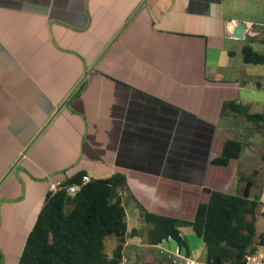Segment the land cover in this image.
I'll return each mask as SVG.
<instances>
[{
  "label": "crops",
  "instance_id": "crops-1",
  "mask_svg": "<svg viewBox=\"0 0 264 264\" xmlns=\"http://www.w3.org/2000/svg\"><path fill=\"white\" fill-rule=\"evenodd\" d=\"M237 22L257 35L232 36ZM263 34L264 0H0V181L27 150L0 185V264H17L50 184L81 172L126 176L127 264H205L199 203L256 182L212 159L234 127L264 129L223 112H255L242 48ZM146 212L177 218L187 248L149 243Z\"/></svg>",
  "mask_w": 264,
  "mask_h": 264
},
{
  "label": "trees",
  "instance_id": "trees-1",
  "mask_svg": "<svg viewBox=\"0 0 264 264\" xmlns=\"http://www.w3.org/2000/svg\"><path fill=\"white\" fill-rule=\"evenodd\" d=\"M252 25L244 36H256ZM254 38L243 45L246 63L263 64L264 52L253 45ZM238 106L235 108V106ZM223 112L235 110L248 119L262 123V112H250L241 102L228 100ZM243 149L240 138L227 139L222 154L212 163L227 165L232 158H239ZM252 175L240 174L238 180H255ZM83 172L61 182L54 193L47 192L37 219L27 235L17 264H119L128 229L127 212L122 194L128 190L127 178L116 173L106 178L93 177L82 183L80 191L69 195L67 186L80 182ZM261 193H233L214 189L210 199L200 202L194 220V232L205 243V264H247L245 256L264 245V232L256 237L257 211ZM264 214V210L262 211ZM147 241L157 244L174 239L180 247L187 243L178 226V219L168 215L146 212ZM115 235L117 245L111 254L106 250V237ZM137 264H157L155 256L147 254L137 258Z\"/></svg>",
  "mask_w": 264,
  "mask_h": 264
},
{
  "label": "rangeland",
  "instance_id": "rangeland-1",
  "mask_svg": "<svg viewBox=\"0 0 264 264\" xmlns=\"http://www.w3.org/2000/svg\"><path fill=\"white\" fill-rule=\"evenodd\" d=\"M253 45L259 51L264 52V43L260 41H254ZM241 74L242 76L240 77V80L246 81V86L255 91L253 95V98L255 100L252 101V110H254L255 112L262 111L264 108V63L246 64V66L241 69L240 75ZM242 123L246 124V122L244 121ZM249 123L255 124L253 121H250ZM222 125H224V123H222ZM228 135L242 139L244 147L239 156L240 170L246 173H250V175H252L251 173L258 171V173L256 174L257 176L255 177L256 182L252 183L250 187V192H253L254 194H260V192L264 188V129L248 136L244 128L238 129L237 127H234L233 130H230L228 132ZM263 203L264 202L260 204L257 211L256 237H258L259 234L264 232V214L262 213V211L264 210ZM105 243L106 250L108 252H111L117 243L116 236L109 235L108 237H106ZM262 249L264 250V246H262ZM152 252L155 253L156 251L152 250ZM136 257L139 260L144 258V256L138 254L136 255ZM136 257H134V261L137 260ZM16 258L17 257H15V261L17 260ZM161 263H163V259ZM167 263L171 264L170 261H168Z\"/></svg>",
  "mask_w": 264,
  "mask_h": 264
},
{
  "label": "built area",
  "instance_id": "built-area-1",
  "mask_svg": "<svg viewBox=\"0 0 264 264\" xmlns=\"http://www.w3.org/2000/svg\"><path fill=\"white\" fill-rule=\"evenodd\" d=\"M92 178L93 176L91 174L89 173L84 174L82 176L81 183L74 182L67 186V192L69 193V195L74 196L78 191H80L82 187V183L90 181ZM61 186H62L61 182L51 183L48 188V192L54 193L55 191L60 189ZM175 254L180 255V251L177 250L176 253H171V252L167 253L168 258L170 259H173ZM182 259L184 260V264H197L196 261L191 257L183 256ZM245 260L247 264H264V250L258 249L255 251H249L245 256ZM130 261H131L130 255L127 252H125L123 249L119 264H127ZM173 261L175 262L176 260L173 259Z\"/></svg>",
  "mask_w": 264,
  "mask_h": 264
},
{
  "label": "water",
  "instance_id": "water-1",
  "mask_svg": "<svg viewBox=\"0 0 264 264\" xmlns=\"http://www.w3.org/2000/svg\"><path fill=\"white\" fill-rule=\"evenodd\" d=\"M247 30V25L244 22H237L235 23L234 27L232 30H230V34L234 37H238V36H244L245 32ZM75 91V89H73L71 91V93L68 95V97L65 99V101H67V99L73 94V92ZM50 122V121H49ZM49 124V123H48ZM46 124L45 127L48 125ZM44 127V128H45ZM44 130V129H43ZM37 137V136H36ZM27 150L25 149L22 154L20 155V157L13 163V165L11 167H9L8 171L5 173V175L3 176L2 180L0 181V185L1 183L6 179V177L8 176V174L12 171V169L14 168V166L18 163V161L20 160V158L23 156V154L26 152ZM252 181L249 180L244 188V196L245 197H249L250 196V187L252 185Z\"/></svg>",
  "mask_w": 264,
  "mask_h": 264
}]
</instances>
